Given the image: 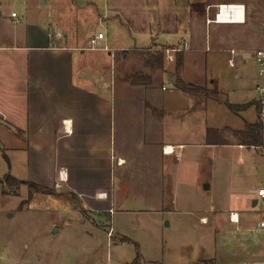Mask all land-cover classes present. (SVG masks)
I'll list each match as a JSON object with an SVG mask.
<instances>
[{
    "label": "crops",
    "instance_id": "obj_1",
    "mask_svg": "<svg viewBox=\"0 0 264 264\" xmlns=\"http://www.w3.org/2000/svg\"><path fill=\"white\" fill-rule=\"evenodd\" d=\"M138 1L144 4L143 0ZM156 2L159 9L157 8V16L152 20L155 26L146 18L140 25H135V28L134 25L131 26L134 30L149 35L148 45L128 48L118 46L109 49V45L105 44L98 49H90L88 43L94 35L82 41L75 33L73 40L69 41L67 33L53 29L48 21L35 19L26 22L18 13L15 17L11 16L14 9L5 15L1 14V6L5 2L0 0V139L15 140L9 146L4 142V147L7 150L13 149L15 158L17 161L21 158L22 165L19 170L22 174L12 175L17 179L28 180L51 189L52 193L58 196L69 195L76 203L73 207L80 206L84 214L95 216L99 221L104 217L111 219L118 208L126 210L125 205L121 204L126 200L124 190L122 197L114 192L116 177L118 181L124 182L128 177L135 178L134 173L137 174L136 178L143 181V189L131 199L147 202L150 207L148 209H161L168 201L177 205V190L181 189L182 185L186 188L193 185L190 181L195 172V161L190 149L198 142L197 136L192 133L182 134L176 139L160 136L161 121L168 113L167 107L164 100L152 99V91L156 88L151 86V81L157 71L160 73L157 74L159 77L171 74L175 84L174 71L168 70L169 67L172 69V62H166L164 65V61L162 68H152L144 64L145 57L162 46L186 41L189 47L183 51L180 68L184 81L198 86H204L208 82L210 88L216 87L224 100L230 103L241 104L258 98L256 85L262 82V79L257 75L253 51L261 47L245 43L244 26L248 21L256 20L258 13L260 17L261 14L264 15L261 5L258 7L256 3H251V0H181L178 14L181 15L182 24L179 27L178 14H173L177 0ZM219 3L241 4L242 11L237 13V20H216L215 5ZM104 4L102 12L100 11L105 16L102 21L111 23L119 20L117 17L122 12L119 1L105 0ZM145 4L147 5V1ZM247 11L254 12V16L249 19ZM159 32L177 34L179 39L164 43L157 36ZM259 35L264 40V24L260 27ZM104 39L105 34L100 41ZM230 49L236 50L232 55L234 65L228 63ZM86 50L92 52L86 53ZM118 51L125 52L123 58H128L131 54L138 55L141 67L148 70L143 73L148 75L140 74V71L126 72L120 78L116 71L112 70L110 77L117 81L115 87L112 82L111 86L105 84L103 81L104 76H107V65L114 69ZM188 51L199 55V60L203 56L204 66L196 62L197 55H192L195 56L193 66L205 75L201 80L203 83L197 82L194 75L185 73ZM223 53L228 55L226 60L229 69H221L216 65ZM249 57L253 58L254 66L249 64ZM199 66L200 70L197 68ZM207 68H210L209 71ZM136 73L142 77L137 79ZM132 77L136 78V83L132 82ZM160 88L166 90L167 86L163 88L161 85ZM176 88L186 92L178 86ZM118 90H121V95ZM207 101L216 103L219 100L216 97H207ZM191 102L195 103V100H189V103ZM251 108L255 110L252 105L236 113L243 121L242 126L238 128H207H218L219 133L222 129H242L245 121H255L254 118H249L248 111ZM221 134L225 139L223 132ZM150 140L153 141V150ZM234 144L242 148L248 147L244 144ZM165 145L173 146L174 151L166 153L163 150ZM248 148H253L260 156H264V153L254 146ZM187 152L189 154L186 156ZM171 155L175 156L174 161L169 157ZM9 161L10 169L11 157ZM173 175L180 185L173 184L171 180L169 187H164L165 181H170ZM202 187L209 189L211 182L204 181ZM260 187L262 186L257 189L244 187V193L240 197L235 196L238 199L235 207H231L229 203L227 206L226 203H217L216 207L212 206L209 211L222 215L227 223L235 224L236 231L255 233L254 228L264 217L258 214L264 211L259 207V203L264 202V198L257 193ZM243 198L249 199V207L243 205ZM109 209H112V212ZM195 211L200 213L198 219L201 223L209 221L205 212L198 209ZM231 212L234 213V218H237L235 222L230 220ZM53 225L55 226V223ZM98 225L101 223L98 222ZM58 230L60 229L56 228L54 231ZM258 231H264V228ZM220 259L213 251L209 256L200 258V261L223 264ZM0 264L39 263L33 258L23 260L20 257L9 263L0 259Z\"/></svg>",
    "mask_w": 264,
    "mask_h": 264
},
{
    "label": "rangeland",
    "instance_id": "obj_2",
    "mask_svg": "<svg viewBox=\"0 0 264 264\" xmlns=\"http://www.w3.org/2000/svg\"><path fill=\"white\" fill-rule=\"evenodd\" d=\"M2 1L5 4L2 3L1 14L5 15L14 9L13 11L25 18L26 22L35 19L48 21L53 29L67 33L69 41L73 40L75 33L83 41L87 40L86 37L103 32L105 39L100 41L99 46L107 44L109 49L118 46L128 48L148 45L149 35L134 30L131 26L134 25L135 28V25H140L144 18L155 26L152 20L157 16V8L159 9L156 0H143L144 4L138 0H118L122 12L117 18L121 21L114 20L109 23L102 21L105 19L101 14L105 0ZM146 1L149 7L145 4ZM242 1L247 2V0ZM251 3L264 8V0H251ZM180 5L181 0H177L175 6L173 5L174 15L178 14ZM252 15L254 16V12L247 11L248 18ZM180 16L178 14L179 27L182 24ZM257 16L256 20L248 21L244 26L245 43L264 48L262 43L264 40L259 35L260 27L264 24L262 17L264 15L261 14L260 17L258 13ZM120 22L124 24L121 25ZM152 35L155 36L153 32ZM157 36L164 43L179 39V35L170 33L159 32ZM184 37L186 38V35ZM90 52L92 51L86 50V53ZM124 53V51L117 52L114 69L107 65L108 72L103 81L105 84L109 86L111 82L112 86L116 84L117 81L110 77L112 70H115L120 78L126 72L140 71L142 74L143 71H148L141 67V59L138 55L131 54L130 57L123 58ZM193 54L197 55L188 51L185 73L194 75L197 82H200L205 75L195 69L193 62L197 60V63H202L204 66L205 61L203 56L199 60V55L193 60L195 57L192 56ZM227 56L226 53L221 54V59L216 61L217 67L221 69L229 67ZM170 64L172 69L170 70L169 67L168 70L175 71L176 61ZM249 64L255 65L252 57H249ZM197 68L201 69L200 66ZM204 69L203 67V71ZM209 69L207 68L208 71ZM157 74L160 73L157 71ZM157 74L152 76L154 78L151 86L156 88L152 91V99L164 100L168 112L161 121L162 130L159 135L176 139L182 134L192 133L198 139L190 149L195 161V172L190 181L193 185L189 188L182 185V188L177 190L178 204L168 201L161 209L152 207L148 209L150 207L147 202L133 201L131 197H136L137 192L143 189V181L138 180L137 174L134 173L133 179L128 177L126 181L121 182L116 177L114 180L115 194L122 197L124 190L126 200L121 204L125 205L126 210L118 208L111 219L107 220L104 217L99 221L95 216L84 214L80 206L73 207L76 203L69 195L58 196L52 192L42 191L38 193L25 184L6 183L5 173L20 175L22 173L19 170L22 165L21 158L18 161L15 158L13 149L7 150L4 147V142L9 146L15 140L0 139V259L2 261L15 262L22 257L23 260L33 258L39 264H134L133 261L139 255L141 256L139 264H196L200 258L207 257L215 251L223 264L242 262L264 264V231H260L259 234L236 231L235 224L227 223L222 215H215L209 211L212 206L216 207L217 203L220 205L226 203L225 206L229 203L231 207H235L238 204L235 196L240 197L244 193L242 189L246 186L256 189L258 186L264 187V156H260L253 148H242L234 144L238 143V140L233 134V129L221 131L226 137L227 144L203 143L207 141L206 138L203 140L207 127L238 128L243 124L241 117L222 104L224 97L216 87L210 88L208 82L204 87L217 92L208 93V96L203 92L198 95L182 92L176 88L171 74L162 77ZM161 85H166L167 89L161 90ZM119 91L121 95V90ZM207 97H216L220 102L207 101ZM191 99H194L195 103H189ZM248 114L249 118L255 120L256 112L253 108ZM209 138L217 140L219 135L211 133ZM150 142L153 150V141ZM255 148L264 153V145ZM1 149L11 157L10 169L2 156ZM188 154L189 152L185 153L186 156ZM169 157L174 161V155ZM171 180L173 184H179L177 183L179 180L173 175L170 181L169 179L165 181L164 187L165 185L169 187ZM204 181L211 182L209 189H203ZM29 192L32 194L31 197ZM242 203L246 207L250 206L248 198H243ZM259 205L260 209H264V202ZM196 209L205 212L209 218L207 223L199 221L200 213H197ZM258 214L264 215V211ZM98 222L101 225H98ZM56 228L60 230L54 231ZM125 238L131 240L125 241ZM198 264H210V261H200Z\"/></svg>",
    "mask_w": 264,
    "mask_h": 264
},
{
    "label": "trees",
    "instance_id": "obj_3",
    "mask_svg": "<svg viewBox=\"0 0 264 264\" xmlns=\"http://www.w3.org/2000/svg\"><path fill=\"white\" fill-rule=\"evenodd\" d=\"M165 46H162L160 49H157L156 51H154L153 53H151L149 56L145 57L144 59V64L147 66H150L152 68H162L163 67V51L162 49ZM183 52V51H182ZM182 52H178L176 53L175 56V60L176 61V65H175V85L178 86L181 90L186 91V92H190V93H197V92H203V94L209 95L208 93H215L217 91H210L207 88H205L204 86H198V85H194L191 83H188L186 81L183 80V78L180 75V68H181V64H182ZM137 74V73H136ZM138 76V78H137ZM142 77V75L137 74L136 78L140 79ZM134 77H132V82L136 83V79ZM225 105L234 113H239L240 111L247 109L250 106H254L256 113H257V117L255 119V121L253 122H247L245 121L244 123V127L242 129H238L235 130L233 129V134L235 136H237V140L239 144H244L248 147L251 146H261L264 145V119H262L261 117V111H262V107H264V105H262V103L256 99V100H251V101H247L245 103H241V104H236V103H230L227 100H224ZM213 133V134H217L219 135V139L217 140H212L211 138H209V135ZM206 143L208 144H227L228 142H226V139L223 138L222 134L219 133V131H217V129H212V128H207L206 129ZM2 150V149H1ZM2 156L5 159V161L7 162V165L9 167L10 165V161H9V157L7 156V154L4 152V150H2ZM4 180L7 182H15V183H21V184H25L27 185L30 189H34L35 191H42V192H53L51 189H47L44 187L39 186L36 183H33L31 181L28 180H20L17 179L16 177H14L11 173H5L4 175ZM29 196L31 197L32 194H30L29 192ZM125 241H130L131 239L129 238H125ZM141 256L137 255L136 259L133 261L134 264H139V260H140Z\"/></svg>",
    "mask_w": 264,
    "mask_h": 264
},
{
    "label": "built area",
    "instance_id": "obj_4",
    "mask_svg": "<svg viewBox=\"0 0 264 264\" xmlns=\"http://www.w3.org/2000/svg\"><path fill=\"white\" fill-rule=\"evenodd\" d=\"M240 5L241 4H235V3H219V4H216L215 5V7H216L215 19L216 20H237V13L240 12ZM232 6H239V8L233 9ZM224 12L232 13L231 14L232 19L221 18V15ZM233 14H235L236 17H234ZM11 16L15 17L16 12L12 11ZM103 36H104V34L102 32H98L96 35L91 37L89 40V43H90L89 48L90 49L100 48L99 47V41H100V39L103 38ZM103 48L107 49L106 47H103ZM187 48H188V44L186 41H182V42L175 44V45L165 46L162 49L165 61L167 63L174 62L176 53L185 51ZM229 52H230L231 56L228 59V63L230 65H234V58L232 55L236 51H235V49H230ZM253 58H254L255 63H256L257 75L262 79V82H260L256 85V90L258 92V98L257 99L262 103V105H264V48L255 49L253 51ZM165 87H166V85H163V88H165ZM261 117H262V119H264V107H262ZM254 147H257V146H254ZM163 150L166 153H171L174 151V147L169 146V145H165L163 147ZM257 193L261 198H264V187H260L257 190ZM109 211L112 212V209H109ZM229 217H230V220L234 221V222L237 219V218H234V213H232V212L229 214ZM261 228H264V217H262L261 220L258 222L257 227L254 228V232L255 233L259 232L258 230ZM109 231H111V228ZM0 249H1V246H0ZM242 264H252V263L242 262Z\"/></svg>",
    "mask_w": 264,
    "mask_h": 264
},
{
    "label": "bare ground",
    "instance_id": "obj_5",
    "mask_svg": "<svg viewBox=\"0 0 264 264\" xmlns=\"http://www.w3.org/2000/svg\"><path fill=\"white\" fill-rule=\"evenodd\" d=\"M232 7H233V9H237V8H239V6H232ZM240 11H242V6H241V5H240ZM235 13H236V12H235ZM231 14H232V13H230V12H224V13L221 15V18H230V19H232ZM233 16L236 17L235 14H233Z\"/></svg>",
    "mask_w": 264,
    "mask_h": 264
},
{
    "label": "water",
    "instance_id": "obj_6",
    "mask_svg": "<svg viewBox=\"0 0 264 264\" xmlns=\"http://www.w3.org/2000/svg\"><path fill=\"white\" fill-rule=\"evenodd\" d=\"M208 185H205V187H207Z\"/></svg>",
    "mask_w": 264,
    "mask_h": 264
}]
</instances>
